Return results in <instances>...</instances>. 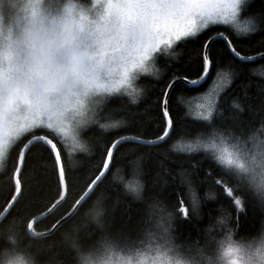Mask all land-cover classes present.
I'll return each instance as SVG.
<instances>
[{"label":"snow or ice","instance_id":"6c2138e0","mask_svg":"<svg viewBox=\"0 0 264 264\" xmlns=\"http://www.w3.org/2000/svg\"><path fill=\"white\" fill-rule=\"evenodd\" d=\"M12 4L13 0H0V8L8 9ZM248 4L249 0H92L86 7L97 17L91 32L93 50L69 48L65 55L64 48L70 46L73 38L68 21L76 19L75 6L69 5L66 9L61 18L63 28L57 32L55 19L48 25L41 20L39 27L36 26L39 0H31L34 19L33 27L26 33L27 50L13 47L11 43L7 52L0 50V191L6 190L9 197L0 207V221L22 199L47 196L52 190L53 179L57 186L56 197L48 206L47 215L68 199L76 178L73 168L62 157L66 141L70 139L73 148L78 146L81 130H88L90 125L98 124L104 131L120 128L125 121L105 119L103 111L113 100H122L124 96L137 104L142 92L135 83L142 77L159 88L158 91L153 88L155 100L145 106L141 116V119L144 116L158 119L160 127L156 131L159 134L151 138L141 134L120 135L112 140L102 152L97 174L88 178L83 193L70 205V211L51 224L52 230H59L71 220L88 196L100 187L105 175L112 171L110 162L119 145L133 143L138 149L148 150L133 162L137 174L147 177L146 167L150 165L144 157L151 158L152 149L168 145L178 130L184 135L181 126L184 117L175 111L183 97L177 94L201 87L214 73L213 87L194 112L193 122L199 124L202 131L182 149L189 154L186 157L188 167L184 168L181 163L178 172L181 183L187 185L190 197L187 206L181 199L178 212H167L159 207V200L153 199L150 227L141 229L133 237L131 219L123 221L120 243L128 251H144L157 257L159 264H163L169 253L211 257L218 248L238 251L231 230L227 233V242L222 241L216 247L209 236L203 243L179 241L173 221L191 223L198 218L200 199L194 186V174L201 173L211 179L212 172H202L205 162L217 171L214 184L222 190L223 198L234 204L238 214L244 212L243 198L247 194L258 196L264 207V188L257 184L254 175H246L244 169V162L253 149L264 147V139L252 135L259 131L260 136H264V81L256 85L258 105L254 106L247 95L252 87L249 83L243 85L244 96L233 98L227 106V116L222 110V101L230 94L229 88L238 77V70L242 73L246 65L264 59V51L249 55L238 50L234 43L239 42L241 36L264 32V0H260L258 16L241 22V13L247 11ZM188 44L195 46V52L183 71H191L195 65L193 77L182 74L180 69L169 71L173 66L166 55L175 56L176 49ZM260 45L264 48V39ZM161 59L166 71H154ZM259 75L264 77V71ZM81 83L104 93L98 101L99 107L94 108L89 117L94 122L86 127H80L81 121L73 124L64 108L67 97ZM246 111L250 113L249 119L244 118ZM12 151L17 154L9 168L5 156L12 158ZM196 154L202 159L192 163V156ZM49 160L50 165L45 163ZM165 163V160L159 161L161 171L168 175ZM29 169L32 175L25 178L24 173ZM118 173L119 170L114 177H118ZM125 187L134 199H143L144 184L136 182ZM205 196L213 198L211 190ZM219 223L226 226L227 220L222 218ZM28 227H33L32 222Z\"/></svg>","mask_w":264,"mask_h":264},{"label":"trees","instance_id":"16d2710c","mask_svg":"<svg viewBox=\"0 0 264 264\" xmlns=\"http://www.w3.org/2000/svg\"><path fill=\"white\" fill-rule=\"evenodd\" d=\"M87 1L78 0L79 3ZM246 7L247 11H242L241 13L243 21L250 16L259 15L260 0H255V2L251 0ZM262 39H264V32L257 31L255 34L241 36L239 42L234 41V43L238 50H243L249 55H255L257 51H264V48L260 45ZM197 43H202V41H197ZM194 52L195 46L193 44L176 49V55L173 56L171 54L169 56L173 66L169 71L180 69L182 74L193 77L196 74L195 65L192 66L191 71H183V69L186 67V62L189 61V58L194 56ZM157 69L161 72L166 71L163 59L157 63ZM261 71H264V59H258L255 63L246 65L242 73H239L238 70V77L230 85V94L222 101V110H224L226 116L228 115L226 108L231 104L232 99L237 96H244L243 85L245 84L250 83L252 85L247 95L251 98L254 106L258 105L260 98L256 95L258 91L256 85L264 81V77L259 75ZM214 75L213 73L201 87L184 94H177L183 97L180 107L176 108L175 111L184 117L181 121L184 135L181 136L180 130H178L168 145L159 149H152L153 155L151 158L144 157L147 165H150V167H146L148 176L141 177L138 175L133 164L138 156L144 155L148 150L138 149V146L133 143L119 145L118 150L114 151L113 160L110 162L112 171L105 175L100 187L88 196L79 211L87 208L98 196H103L106 198L108 220L113 231H122L124 227L122 222L130 218L133 229L132 235L135 237L141 229L150 227L149 213L153 199L159 200L161 202L159 207L165 209L167 212H178L179 201L181 199L185 200L187 206L190 199L187 194V185L181 183L178 172L181 163H183L184 168L188 167L186 157L189 154L182 151V148L189 141L195 140L198 131H202L201 126L194 123V120L188 114V103L193 98L204 93ZM136 84L137 88L142 92L141 99L137 104H132L130 99L124 96L122 100H113L107 109L103 111L105 119L125 121L120 128L104 131L99 128L98 124L90 125L88 130H82L78 136L79 140H83L89 145V153L76 152L74 150L69 152L68 149H63L62 157L73 168V176L76 178L75 187L70 191L68 199L57 207L51 215L38 220L35 225L37 228L51 227V224L56 219H59L62 214L70 211V205L74 203L75 198L83 193L88 178L97 174L96 170L100 166L102 152L112 140L118 138L120 135L141 134L146 138H151L153 135L159 134L156 131L160 127L158 119L154 120L150 116H144L141 119L145 106L155 100V91H158L159 88L150 84L149 80L143 77ZM153 88H155V91ZM244 118L249 119L250 113L246 111ZM100 122L103 123L105 120H101ZM252 135L256 136L257 139H264V136H260L259 131L254 132ZM16 154V151H12V158L7 156L5 159L6 165L9 168H11ZM161 159L166 161L164 167L167 169L168 175H164L161 171L159 164ZM199 159H202L201 155H193L192 163H195ZM45 163L50 165L51 161H45ZM117 170H119L118 177H114ZM209 171L212 172L211 179L201 173L194 174L196 182L194 186L197 188V194L200 199L198 218L193 219L191 223H181L180 220L173 221V229L179 237V241H199L203 243L206 236H209L214 241L215 246L218 247L220 242H227V235L223 237L221 234L224 232L228 233L229 230L232 233V240L245 242L253 240L264 233V207L261 206L259 197L247 194L243 198L245 200L244 212L238 214L234 204L230 203L228 199H224L222 190L214 184V179L218 177L217 171L210 168L207 162H205L202 172L206 173ZM31 175L30 169L24 173L25 178ZM158 176L159 178H157ZM136 182L144 184L143 199H134L127 192L125 185ZM56 187L55 179H53L52 190L44 198L29 196L22 199L0 223V229L6 228L9 222L15 219H26L31 216L39 217L40 213L45 214L48 206H50L56 197ZM209 190H211L213 198H206L205 193ZM237 195H240V193H237ZM8 198L6 190L0 191V207L5 204ZM222 218L227 220L226 226L219 223ZM180 219L182 220L183 217ZM21 228H23V224H21ZM7 246V240L3 236H0V249Z\"/></svg>","mask_w":264,"mask_h":264},{"label":"clouds","instance_id":"9594fccd","mask_svg":"<svg viewBox=\"0 0 264 264\" xmlns=\"http://www.w3.org/2000/svg\"><path fill=\"white\" fill-rule=\"evenodd\" d=\"M69 5L75 6L76 19L68 21L73 38L70 46L64 48L65 55L69 48L91 52L94 43L91 32L97 17L78 0H39L36 26L39 27L41 20L48 25L55 19L57 32H60L63 28L61 18ZM33 19L31 0H13L10 8H0V50L7 52L10 43L27 50L26 33L33 27ZM103 95L94 86L81 83L64 102L66 116L73 124L81 121L80 127L88 126L94 122L89 117L92 110L99 107L98 101ZM73 150L88 153L90 148L85 141L79 140ZM244 169L246 175H254L257 184L264 188V147L253 149L244 162ZM105 200L98 196L57 231L51 227L37 228V216L10 221L6 228L0 229V236L8 242L7 247L0 249V264H159L157 257L144 251H128L121 245L120 232L113 231L108 220ZM43 216L44 213L39 214L40 218ZM29 222L33 224L31 229ZM236 246L239 250L233 252L227 247L218 248L211 257L169 253L163 264H233V261L236 264H264V233L253 240L236 241Z\"/></svg>","mask_w":264,"mask_h":264},{"label":"rangeland","instance_id":"374dc122","mask_svg":"<svg viewBox=\"0 0 264 264\" xmlns=\"http://www.w3.org/2000/svg\"><path fill=\"white\" fill-rule=\"evenodd\" d=\"M250 1H251V0H249V2H250ZM91 2H92V0H88L87 2H85V3H80V4H82V5H84V6H87V5H89ZM240 20H241V22H243L241 16H240ZM166 55L169 57V56L171 55V53H168V54H166ZM155 70H157V65H156V69H154V71H155ZM145 75H147V74H145ZM214 76H215V75H214ZM214 76H213V77L211 78V80L209 81V84L207 85V87H206L204 93H202V94L199 95L198 97L193 98V99L190 101V103H189V105H190V109L193 110V112H191V114L193 115V118H194V119H195V117H194V112H195V110H196V105L205 102V97L208 95V92H209V91L211 90V88L213 87ZM136 83H137V82H136ZM136 83H135V87H137V84H136ZM125 97H127V96H125ZM128 98H129V97H128ZM81 131H82V130H81ZM227 146H228L229 148L231 147V145H227ZM64 148H66V149H73V145H72V142H71L70 139L66 141ZM7 156H8V155L6 154L5 159L7 158Z\"/></svg>","mask_w":264,"mask_h":264},{"label":"bare ground","instance_id":"6f19581e","mask_svg":"<svg viewBox=\"0 0 264 264\" xmlns=\"http://www.w3.org/2000/svg\"><path fill=\"white\" fill-rule=\"evenodd\" d=\"M198 97V96H197ZM190 103V102H189ZM189 103H188V114L190 115V117H191V119H193L194 120V118H193V115L191 114V112H193V110L192 109H190V105H189ZM189 110H191V111H189ZM180 147V146H179ZM183 149V148H182ZM200 152H202L203 150L201 149V150H199ZM223 237L225 236V235H227V233L226 232H224V233H222L221 234Z\"/></svg>","mask_w":264,"mask_h":264},{"label":"water","instance_id":"95a60500","mask_svg":"<svg viewBox=\"0 0 264 264\" xmlns=\"http://www.w3.org/2000/svg\"><path fill=\"white\" fill-rule=\"evenodd\" d=\"M114 151H115V150H114ZM45 216H47V212L44 214L43 218H44ZM40 219H42V218L38 217V220H40Z\"/></svg>","mask_w":264,"mask_h":264}]
</instances>
